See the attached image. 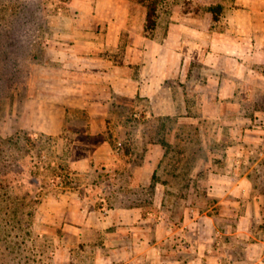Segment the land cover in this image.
I'll return each mask as SVG.
<instances>
[{"label": "crops", "instance_id": "0c3cea01", "mask_svg": "<svg viewBox=\"0 0 264 264\" xmlns=\"http://www.w3.org/2000/svg\"><path fill=\"white\" fill-rule=\"evenodd\" d=\"M231 4V16L219 21L224 28L211 18L182 13L158 19L154 35L146 31V17L130 29L124 18L117 21L112 15L104 16L108 27L114 29L108 36L115 45L122 30L132 32L122 60L115 62L101 54L86 56L84 105L91 133L100 138L71 159L70 173L75 174L76 182L58 193L54 202L66 211L53 217L64 232L80 235L89 228L104 234L103 248L114 251L115 256L125 251L129 254L126 260L119 258V264H145L143 260L149 257V264H264L263 181L252 176L254 164L245 170L239 164L248 162L247 155L256 152L258 142L262 146L257 154L264 156V131L249 127L235 130L233 125L240 118L252 121L240 110L237 117L227 116L228 108L234 111L257 98V90L264 92V0H235ZM127 112L130 117H140L141 125L164 117H188L201 143L209 137L203 129L204 118L216 123L210 136L219 142L216 144L224 143L221 150L236 160L237 166L230 169L237 172L232 176L214 174L208 181L211 205H184L179 223L169 220L163 202L171 183L155 176L161 167L170 169L166 159L171 147L155 140L154 131L141 128L131 139L138 146L147 143L141 148L145 158L125 162L119 139L127 134L116 133L123 122L113 119L112 135L108 117H124ZM187 133L178 134L186 137ZM112 139H117L119 146ZM138 146L133 145L132 154L139 152ZM218 152L215 149L213 153ZM129 170L132 174L125 186L153 188L151 206L161 208L159 214L149 212L143 203H130L118 188L121 177L114 180V191L104 182L100 205L93 204L87 190L93 185L94 174L118 171L122 175ZM79 176L85 180L79 181ZM198 182L195 179L196 186ZM128 234L130 243H123Z\"/></svg>", "mask_w": 264, "mask_h": 264}, {"label": "rangeland", "instance_id": "374dc122", "mask_svg": "<svg viewBox=\"0 0 264 264\" xmlns=\"http://www.w3.org/2000/svg\"><path fill=\"white\" fill-rule=\"evenodd\" d=\"M232 1L162 0L156 20L191 13L216 20L224 28L219 21L231 16ZM146 13V6L139 0H0V264H119V258L122 261L129 256L127 251L115 256L114 251L103 248L104 234L98 230L85 228L80 235L62 231L53 215L66 208L54 200L76 182L75 174L70 173L71 159L100 138L91 133L84 105L83 70L89 63L86 56L101 54L120 62L130 41L132 32L122 30L115 45L108 36L114 29L108 27L104 16L112 15L117 21L124 18L131 29L142 22ZM146 31L155 34L154 29ZM231 109L227 116L237 117L240 110L252 118L251 122L240 118L233 125L235 130L249 127L264 131L263 91L257 90V98L249 104ZM108 119L112 121V135L113 119L123 122L116 133L127 134V138L119 139V152H123L125 162L132 158L142 162L145 158L141 148L147 143L138 146L131 139L138 129L154 131L155 140L169 143L166 160L170 169L161 167L155 178L171 183L163 205L175 224L180 221L184 205L206 208L212 204L207 194L211 192L208 181L214 174L232 176L237 172L230 169L237 166L236 160L221 150L224 143L216 144L219 142L211 138L216 129L211 120L204 118L203 129L209 137L201 143L188 117H164L142 125L140 117H130L128 112L124 117ZM180 131L189 133L179 136ZM112 142L119 146L117 139ZM133 145L139 147L137 154H132ZM261 146L258 142L257 147H251L256 152L248 153V162L239 164L245 166L243 170L254 164L252 176L263 181L264 190V156L257 154ZM214 148L219 150L217 154ZM101 174H94L93 185L87 190L94 205H100L102 184L106 182L107 189L114 191L117 187L113 182L121 177L118 188L130 203H143L149 212L158 214L162 210L151 206L153 188L125 186L130 170L122 175L118 171ZM78 180L85 179L79 176ZM122 241L130 243L129 234ZM151 259L143 263L149 264Z\"/></svg>", "mask_w": 264, "mask_h": 264}, {"label": "trees", "instance_id": "16d2710c", "mask_svg": "<svg viewBox=\"0 0 264 264\" xmlns=\"http://www.w3.org/2000/svg\"><path fill=\"white\" fill-rule=\"evenodd\" d=\"M147 8L146 29H154L157 25L158 7L162 0H139Z\"/></svg>", "mask_w": 264, "mask_h": 264}]
</instances>
